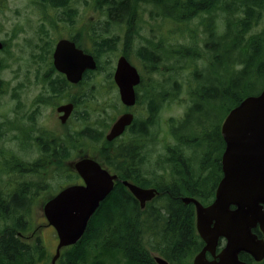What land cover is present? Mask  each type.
<instances>
[{"label":"flooded vegetation","instance_id":"1","mask_svg":"<svg viewBox=\"0 0 264 264\" xmlns=\"http://www.w3.org/2000/svg\"><path fill=\"white\" fill-rule=\"evenodd\" d=\"M76 17L79 18L78 15ZM64 18H70L68 21L64 20L69 25L62 28L66 30L67 35L52 37V41L48 42L44 36L45 30L40 31L37 46L31 48L39 50L40 55L34 53V56L27 60V64L13 67L11 81L6 80L3 73L9 66L8 59L11 48L15 46L18 32L13 30L8 38H0L3 45L0 50V98L10 94L13 114L11 119L0 112V140L6 135L5 131L13 130V141L18 149L0 151L3 170L12 177L10 189L7 188L4 196H8L7 199L10 200L18 191L22 182L19 180L20 177L43 179L53 173V176H61L67 173L69 167L73 175L77 176L76 179H72L74 182L70 185L84 184L74 164L90 158L99 163L111 176L116 177L113 190L117 185H121L137 204L140 220L144 223L149 222L151 227H154L157 225L155 223L158 211L173 205L167 199L171 188L179 187L182 181L191 180L192 192H186L180 197L182 205L189 209L191 214L190 242L184 245L176 243L169 248L162 238L171 229L170 220L166 219L158 223V230H154L155 234L159 235L158 238H153V231L149 232L153 239H149L148 233L143 237V247L152 264H195L200 254H203V264L219 261L228 240L226 237H220L214 248L204 251L207 243L198 230L197 205L194 201L209 207L216 200L218 186L225 176L223 155L226 142L222 134V123L227 113L224 112L220 121L212 116L200 118L201 120L190 127L189 130L193 132L189 135H186V132H179L177 128L179 124L173 125L171 129L173 137L163 141L162 108L165 96L162 90L161 57L156 54L155 66L149 65L139 56L137 50L135 57L138 61H134L131 52L133 48L125 47V43L124 45L122 43V47L113 52L114 56L105 59V54H99L96 50L91 34L94 26L88 31L89 47L85 48L81 42L83 40L81 20L76 18L75 24H72L74 20L72 15L66 14ZM54 29L50 28L48 33ZM61 40H68L74 43L77 49L93 56L97 64L96 69L87 70L78 82L70 81L67 75L55 66L54 53ZM121 58H125L134 66L140 77L139 83L133 87L135 102L132 105L122 101L120 88L115 81ZM106 63L109 64L108 67L105 66ZM100 79L106 83L101 84ZM85 86L89 90L87 94L90 97V109L106 119L104 124H101L103 120L97 119L98 121H94L91 126H84ZM97 97L103 101L100 99L96 101ZM171 97L173 98V94ZM201 102L202 104L196 103L183 119L171 117L167 119H174L177 122L188 120L191 114L203 107L205 101ZM64 106L71 107L60 112L59 108ZM126 115L130 116V124L120 136L108 140L107 136L114 125ZM11 125L12 129H9ZM151 134L163 147L162 153L153 160L145 153L146 141ZM28 153L35 155V158L26 159ZM148 164L155 167V172L148 170ZM126 183L142 190H154L155 196L142 206V202ZM36 190L33 189V193H39L40 190L38 192ZM33 203L34 201L27 202L25 207L32 208ZM231 210H235V207L232 206ZM40 228L35 229L31 235H27L28 232L24 234L19 232L18 236L28 245L34 246L39 242L48 252L45 241L36 235ZM214 231L213 223L212 234ZM251 231L258 238H264L260 225L253 227ZM48 254L50 255L49 252ZM238 260L245 264L262 263L245 251L238 254Z\"/></svg>","mask_w":264,"mask_h":264},{"label":"trees","instance_id":"2","mask_svg":"<svg viewBox=\"0 0 264 264\" xmlns=\"http://www.w3.org/2000/svg\"><path fill=\"white\" fill-rule=\"evenodd\" d=\"M41 1L56 9L68 7L70 3V0ZM223 2L224 0H96L97 8L107 18V21L99 28L94 26L91 34H93L96 50L99 54H104L113 51L119 42L116 39L117 36L112 37V31H109L112 28L124 33L125 47L134 48L136 34L139 33V26L143 20L144 5H150L156 17L171 19L178 25H186L201 14L212 16L217 9L225 10L228 14L240 11L243 13L240 20L232 23L229 19V31L221 42L216 40V26L210 23L206 25L212 36L211 39L215 41L207 45L212 57L206 56L207 65L203 70L206 72V68L214 69L216 64L222 60L223 53L220 51V45L230 40L229 34L234 30L237 31L238 36L231 39L234 41L231 52L238 50L247 53L249 49H254V58H258V61H240L245 64L244 68L240 69L238 65L237 67L235 65L234 69H231L230 73L227 72V77L222 78L221 81L215 77L205 78V72L201 73V78H197L199 73L195 76L194 71L193 78L189 82L193 87L196 84L194 88H190L199 90L198 99L211 103L214 112L224 107V112L228 114L248 96H243L245 91H240L253 86L252 78L255 76L256 78L253 79L256 80L261 76L264 77V55L261 59L264 51L262 46L264 33L241 39L243 34L257 26L262 20L264 0H237V3L233 5L226 3L224 8L222 7ZM66 13L69 14L68 11ZM63 20L68 21L70 18ZM163 42L162 40L160 46L149 47L147 43V46L140 47L139 56L149 65L154 66L156 54L163 56L165 60H170L175 56L183 59L191 57L192 64L205 58L203 53L196 52L194 38L193 44L186 47L177 46L178 49L173 44L162 45ZM167 51L168 54H166ZM222 62L220 64H223ZM254 66L255 72L251 70ZM196 70L199 72V69ZM198 83L200 84L197 86ZM211 113L213 114L212 111ZM76 178L77 176H74L72 179ZM190 181H182L179 187L171 188L167 199L173 205L158 211L157 223H155L157 225L154 227H151V223H144L140 220L137 204L133 202L130 194L122 189L121 185H117L91 218L83 238L76 245L63 251L58 264H152L142 240L147 233L150 234V231L158 230V223L166 219L170 220L171 229L162 238L169 248L176 243L184 245L190 242L191 214L189 209L182 205L180 199L182 194L192 192ZM37 188V182L24 181L20 183L18 191L10 200H7L8 196L0 194V264H38L41 262L47 264L51 259L47 250L39 242H36L34 246L28 245L18 236L19 232L24 234L32 227V208L25 207V205L27 202L34 201L36 193H33V189ZM171 217L174 219L172 220ZM153 237L155 239L159 235L154 232ZM261 264H264V261Z\"/></svg>","mask_w":264,"mask_h":264},{"label":"rangeland","instance_id":"3","mask_svg":"<svg viewBox=\"0 0 264 264\" xmlns=\"http://www.w3.org/2000/svg\"><path fill=\"white\" fill-rule=\"evenodd\" d=\"M236 1L237 0H224L222 7L224 8L226 3H230L233 5V3H237ZM143 10V20L139 26V33L136 34L134 48L131 50V52L133 53L132 58L134 61H138L137 57H135L137 55V50L142 46H147V43H149V47H154L157 45L160 46V43L163 40L164 42L162 43V45L165 43L168 45L173 44V46H176L177 48V46L186 47L193 44V38L196 42L194 43V45L198 50L197 51L195 49L196 52L203 53V57H205L204 59L201 58L196 61L195 64H192L193 59L191 57L183 59L180 56H175L171 57L170 60H165L163 56H160L162 59L161 66L163 71L162 90L165 96L162 108V116L164 117L162 121V127L164 131L163 141L169 140L173 137L171 133L173 125L175 126L176 124H179L177 126L179 132H186V135H189L193 132L192 130H189L190 127L193 126L194 123L201 120L200 118H207L209 116H212L213 118H216V120L220 121L222 113H224L225 111L224 107H221L214 112V108L208 101H205L203 107L200 110L191 114L188 120L184 119L183 121L180 120V122H177L174 119L168 120L167 118L171 117L183 119L187 115V113L191 111V108L196 104V102L197 104H202L201 100L197 98V95L200 94L199 90L193 89L196 84L193 87L190 86L189 82L193 78L194 71L195 76L199 73L197 78L202 77L201 73L205 72L203 68L205 67V65H207V62H205L206 56L212 57L210 51H208L207 45L212 44V42L215 40L211 39L212 36L207 30L206 25L210 23L216 26V40H219L221 42L229 31V19L232 20L231 22L233 23L236 20H240L243 16V13L238 11V13L228 14L225 10L217 9L212 14V16L201 14L188 22L186 25H178V23H174V21H172L171 19L156 17L155 11L150 5H144ZM66 11H68L69 14L73 16L74 20L72 21V24H75L76 22V15L79 16V18L77 19L81 20L83 31L81 34L83 40L81 42L83 43V46L85 48L89 47L87 39L88 31L91 30L92 26H96V28H99L107 21V18L104 17L102 15V12L97 8L96 0H70L68 7L61 9L53 8L45 4L41 0H0V38H8L10 32H12L13 30L18 32L15 46L11 48V55L8 59L9 66L3 73L6 80L11 81L14 69L13 67L17 65L22 66L23 64H27V60L32 58L34 56V53L35 55H40L38 52L39 50H31V48L37 46L36 43L38 41V38H40V31L45 30L44 36L48 42L52 41V37L67 35L66 30H62L65 25H69L63 20V18L67 14ZM52 27L55 28L54 31H50V33H48L49 29ZM109 31H112V37L117 36L116 39H118L117 41H119L118 43L120 45H117L111 52H105V59L114 56L113 52L119 50L122 47V43L124 45V33H121V31L118 32L115 28H112V30ZM262 32L264 33V15L259 24L243 34L241 36V39H248L251 36L259 35V33ZM229 36L230 40H226L223 45H220V51L223 53V58L220 62L223 61V64H220L219 62L217 64L215 63L216 66L214 67V69L206 68V72L204 73L205 78L215 77L216 79H220L221 81L222 78L227 77V72L230 73V71L234 69L235 65L236 67L238 65L240 69L244 68L245 64L240 63V61H258V58H254V49H249L247 53L238 50L231 52L232 46L234 45V41H232L231 39L238 36L237 31H231ZM91 46L93 48V44H91ZM262 46L264 49V43ZM160 53L162 54V52ZM190 53H192V51ZM166 54H168V51L166 52ZM263 55L264 51L261 55V59L263 58ZM108 65L109 64L106 63L105 66L108 67ZM196 69H199V72H196ZM251 70L255 72V66ZM253 78L256 77L254 76ZM253 78V86L251 88H246L240 91H245L243 96L258 94L264 88L263 76L257 78L256 80ZM100 81L101 84L106 83L105 80L103 81L102 79H100ZM199 84L200 83H198L197 86ZM86 88L87 86H85L84 88V111L86 114L84 126H91L94 121H98L97 119L103 120L101 124H104V121H106V119L103 118L100 114H95V112L93 113V111H91L89 106V90ZM172 94L173 98L177 99H173L171 97ZM106 97L109 98V96ZM99 99L100 98L97 97L96 101H99ZM100 100L103 101L102 98ZM10 101V94H7L4 97L0 98V112L5 113L6 117L12 119V104ZM211 111L213 112V114H211ZM8 128L12 129V125ZM5 134L6 135L0 140V151L3 149L9 151L15 149L17 151L18 149L16 148L13 141V130L5 131ZM147 139L148 140L146 141L145 153L150 157L151 160L156 159L158 155L162 153L161 149H163V147L161 143L155 141L153 134H151ZM28 157L29 160H33L35 158V155L28 153L25 158L28 159ZM2 161L3 160H0V194L5 195L7 193V188L10 189L9 186H11L12 177L3 170L4 165ZM148 170L151 172H155V167L151 166L150 164L148 166ZM53 175L54 173L51 176H47L43 179L40 177L19 178V180L22 182H38V184L40 185L36 190V192H38L39 190L40 191L35 196L33 203L34 205L31 210L32 228L27 233V235L33 234V232L36 231L35 229L41 227L39 231L36 232V235L40 236V238L45 241L48 252L50 254L55 253L56 246L59 240L55 229L48 225V222L44 215V205L61 189L74 182V180H72V178L74 177L73 171L70 169V167L68 168L67 173H65L64 175ZM71 175L73 177H71ZM150 235L149 239L151 240L154 237L151 238ZM38 264H46V262H41Z\"/></svg>","mask_w":264,"mask_h":264},{"label":"water","instance_id":"4","mask_svg":"<svg viewBox=\"0 0 264 264\" xmlns=\"http://www.w3.org/2000/svg\"><path fill=\"white\" fill-rule=\"evenodd\" d=\"M2 47L0 43V50ZM54 59L56 68L72 82H78L87 70L97 67L93 56L77 49L68 40H61L57 44ZM139 80L137 69L121 58L115 81L125 104L135 102L133 87ZM68 107L71 106L61 107L59 111ZM130 122L128 115L120 118L107 139L120 136ZM222 134L226 142L223 155L225 176L218 186L216 200L209 207L190 200L197 205L198 230L207 243L204 251L214 248L220 237H226L228 244L219 261L210 264H245L238 260V254L242 251L252 254L261 262L264 260V238L253 235L251 230L260 225L264 233V89L258 95L246 97L229 112L222 125ZM74 167L84 184L63 189L44 206L45 216L59 237L51 264H57L63 248L73 246L83 238L91 218L113 190L116 179L89 158L75 163ZM126 185L142 202V206L155 196L154 190ZM232 206L235 210H231ZM213 223L215 231L212 234ZM202 259L203 254H200L195 264H203Z\"/></svg>","mask_w":264,"mask_h":264},{"label":"bare ground","instance_id":"5","mask_svg":"<svg viewBox=\"0 0 264 264\" xmlns=\"http://www.w3.org/2000/svg\"><path fill=\"white\" fill-rule=\"evenodd\" d=\"M107 197H108V196H107ZM107 197H106V198H107ZM106 198H105V199H106ZM120 243H121V242H120Z\"/></svg>","mask_w":264,"mask_h":264}]
</instances>
